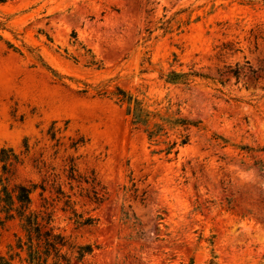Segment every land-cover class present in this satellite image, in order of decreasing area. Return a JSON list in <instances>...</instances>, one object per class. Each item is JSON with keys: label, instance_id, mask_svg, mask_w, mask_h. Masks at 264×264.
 Segmentation results:
<instances>
[{"label": "rangeland", "instance_id": "374dc122", "mask_svg": "<svg viewBox=\"0 0 264 264\" xmlns=\"http://www.w3.org/2000/svg\"><path fill=\"white\" fill-rule=\"evenodd\" d=\"M117 87L198 126L150 141ZM3 148L13 264H33L21 185L57 232L96 246L75 264H264V0H0Z\"/></svg>", "mask_w": 264, "mask_h": 264}, {"label": "trees", "instance_id": "16d2710c", "mask_svg": "<svg viewBox=\"0 0 264 264\" xmlns=\"http://www.w3.org/2000/svg\"><path fill=\"white\" fill-rule=\"evenodd\" d=\"M197 76L209 77L207 74L195 70L191 72L173 70L168 74L167 81L175 84H189L192 81H189L191 77ZM112 96L122 105H126V112L127 115L131 116L132 123L137 127H143L150 141L156 142L161 136L167 137L168 132L165 131L166 127H183L187 130L191 126H198L197 121L179 116L178 114L162 115L159 111L152 110L144 99L120 87H117V90L112 93ZM181 138L179 143L177 141L171 142L165 140L164 143L167 144V147L161 151H165L166 154H171L177 146H183L189 143L190 135L184 134L181 135ZM6 153L9 156L5 155ZM16 157L17 155H15L13 149L3 148L0 152V159L6 162H9L8 158L15 159ZM10 162L12 163V160ZM33 191L34 186L28 187L21 185L20 193L17 196L18 200L24 204V209L19 216L24 221L23 224L27 232V241L25 244H27L29 249L30 262L33 264H75L73 257L81 261L85 255L91 254L96 247L95 245L91 243L73 245L70 237L57 232L56 228L51 226V221L47 219L46 211L31 210V194ZM0 264L13 263L0 254Z\"/></svg>", "mask_w": 264, "mask_h": 264}]
</instances>
